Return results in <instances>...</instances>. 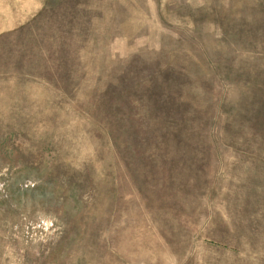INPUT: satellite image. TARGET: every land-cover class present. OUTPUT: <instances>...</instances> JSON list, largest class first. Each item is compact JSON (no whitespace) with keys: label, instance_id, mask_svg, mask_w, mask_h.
Instances as JSON below:
<instances>
[{"label":"rangeland","instance_id":"rangeland-1","mask_svg":"<svg viewBox=\"0 0 264 264\" xmlns=\"http://www.w3.org/2000/svg\"><path fill=\"white\" fill-rule=\"evenodd\" d=\"M0 264H264V0H0Z\"/></svg>","mask_w":264,"mask_h":264}]
</instances>
